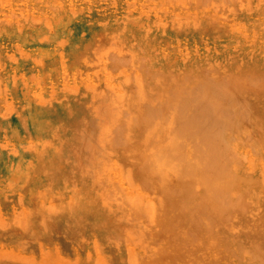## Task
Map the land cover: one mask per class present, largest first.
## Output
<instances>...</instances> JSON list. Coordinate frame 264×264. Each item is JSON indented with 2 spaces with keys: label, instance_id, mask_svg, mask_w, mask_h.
I'll return each instance as SVG.
<instances>
[{
  "label": "bare ground",
  "instance_id": "obj_1",
  "mask_svg": "<svg viewBox=\"0 0 264 264\" xmlns=\"http://www.w3.org/2000/svg\"><path fill=\"white\" fill-rule=\"evenodd\" d=\"M69 1L62 3V14L47 8L44 15H37L32 11L34 5L25 1L23 11L15 9L17 4L0 16L4 24L0 36L8 38L10 44L0 45V97L3 86L10 87L11 96H15L5 101L0 98V122L5 120L4 135L19 138L12 151L9 146L0 147V264H113V257L107 258L97 246L95 249L102 225H93V230H100L92 234V241L87 234L73 241L68 236L56 241L48 237L53 227L68 231L66 226L74 229L76 224L74 232L83 230L81 223L89 225L90 215L104 214V202L113 214L122 210L127 221L135 220L125 232L133 239L127 248L132 252L127 253L129 264L141 258L145 264H264V131L258 128L264 122L261 41L242 43L241 31L236 28L234 42L228 46L222 35L226 27L216 21L206 22L208 15H193L192 22H178L179 26L176 20L163 24L158 20L150 26L146 17L140 20L129 17L130 13L123 17L114 14V22L99 25L102 20L92 13V9H99L95 0ZM154 1L163 4L170 0ZM124 19L126 23H122ZM58 22L55 32L44 33ZM197 23L210 27L208 32L214 33L219 43L213 41L210 47L201 48L192 44L189 52L166 44L159 50L160 36L177 39L186 29L199 30ZM101 30L116 39L112 45L117 47H123L122 41H130L128 50L119 48L120 59L129 70L115 75L116 84L100 73L92 77L85 76V70L81 72L83 65L90 64V35ZM58 32L73 39L66 51L58 53L62 68H68L67 78L43 88L38 85L44 76L39 64L50 55L40 42L47 36L54 43ZM30 36L35 37V46L28 44ZM53 72L50 69V77ZM98 80L106 81L109 87L115 85L113 95L106 88L102 99L115 107L114 128L110 129L109 122V132L112 135L116 131V135L100 140L105 148H111L109 158L123 163L128 191L121 194L110 188L103 193L104 201L99 203L91 195L88 203V194L69 189L65 191L68 202L56 203L58 190H54L56 194L47 190L53 186L50 177H37L27 169L31 163L24 159L17 163L15 158L27 151L52 148L55 140L61 142V150L69 149L71 144L64 142L67 128L53 115L67 114L73 103L86 100L85 91L102 88ZM101 110L96 112L102 115ZM9 111L13 114L5 117ZM125 118L128 120L123 123ZM251 139L261 143L255 142L245 153ZM104 163L107 167L110 164L107 160ZM103 164L99 167L106 166ZM21 167L27 172H20ZM55 174L57 180L62 177ZM99 184L92 191L102 199ZM134 222L143 230V239L135 235L139 244L132 236L138 232ZM138 249L142 250L137 253Z\"/></svg>",
  "mask_w": 264,
  "mask_h": 264
},
{
  "label": "rangeland",
  "instance_id": "obj_2",
  "mask_svg": "<svg viewBox=\"0 0 264 264\" xmlns=\"http://www.w3.org/2000/svg\"><path fill=\"white\" fill-rule=\"evenodd\" d=\"M25 1L31 2L34 5V8L32 9V11H34L37 15H40V14L44 15L46 13L47 8L50 10H53V11L56 10L57 13L61 12V14H62V12H63L62 3H65L68 0H0V2H1L0 3V6H1L0 7V16H2V14H8V12L10 10H14L12 8V6L17 5V4H19V6L15 9L19 12L23 11L25 8L23 3ZM71 1L72 0H70L69 2L71 3ZM79 1L81 2V0H73V2H79ZM202 1L203 2H201V0H170L168 3L166 2V3L161 4L159 2H155L154 0H95V2H93V3H96L97 7L99 9H92L93 8L92 6H91V9H92V13L96 14V17L102 20V22L99 25H103L104 22H110V21L114 22L112 20V17L114 16V14H117L118 17H123L125 14L130 13L129 17L137 16V17H140V20L142 18L146 17L148 25H150V26H153L158 20L161 24H163L165 21L168 22V21L176 20L175 24L179 26V23L184 24L185 20L192 22L194 20V18L192 17L193 15H195V16L208 15L210 17V19L207 20L206 22L216 21V22L222 23L226 27V28H223V30L226 32V34L222 33V35L224 36L223 38H225L228 46H232V44L234 42L233 39L235 37L234 32L236 31V28H239L241 31V42L242 43L243 42L246 43L247 40L252 39L256 42L261 41V45L264 46V0H229V2H226L228 0H226V1L225 0H209V1L205 0V1H207L206 2L207 5L204 3V0H202ZM203 4L206 7H203L202 6ZM89 16H91V15H89ZM30 17H32V16L29 15V18ZM150 18H151V21L149 22L148 19H150ZM125 21H127V20L124 19L122 21V23H126ZM3 25H4L3 22L0 21V26H3ZM204 26H205L204 23H197V27H195V28H198L199 30H197L195 32H190L188 29H186L185 31H182L180 37L177 36V39L176 38L174 39L173 35L172 36L171 35L166 36V37L160 36V39L158 41L157 46L160 50L162 47H164L165 44H166V46L173 45L179 52H182V51L183 52H187V51L189 52V49L191 48L192 44H196L197 47L201 48V47H205L207 45L210 47V44L213 41H217L219 43V38L216 39L214 33L208 32V29H211V28L210 27L204 28ZM58 27H59V22L53 23L48 30H44L45 31L44 33L46 35H49V33L55 32V30ZM139 30H141V29H139ZM100 32L101 33H99L98 31L93 32V33H91L92 35H90L91 40L89 39V42H88L90 64L83 65L81 72L83 70H85L84 71L85 76L86 75L89 76L91 74L92 77H94V74L100 73L104 76L105 79L113 80L112 82H115V84H116V80H114L115 75H117L120 70L121 71H128L129 70V68H127L122 63V61L120 59L119 48L128 50V48L130 47V41H128V40L126 42L122 41L123 47H117L116 45H112V43L114 41H116V39L114 37L108 38V36H110L111 34L105 35V33H104L105 31H102V30ZM135 32L137 33V30ZM20 34H23V32L20 31ZM56 36H57V37H55L56 39L53 41L54 43H52V41L49 42V40L51 38L47 37V36L43 37L44 38L43 41L40 42L41 46L47 47L45 53H48L50 55L49 60L44 62V64H39V66L42 69L41 71L44 72V76L41 77L42 79L40 80L38 85L40 87H43V88H48L51 83H58V81L65 80V78H67L66 73H68V68L67 67L62 68L63 66L59 62V54L58 53H60L61 51H64V50L66 51L70 47V43L73 40L71 37L72 35L69 36V35H66V33L64 34V32H62V33L58 32V33H56ZM223 38H221V41L223 40ZM28 39L30 40L28 42V44L30 46L36 45V43H35L36 40H35L34 36H30V37H28ZM8 42H9L8 38L0 36V45L1 44L2 45H4V44L10 45ZM263 49H264V47H263ZM93 50L98 51V52H96L94 54ZM84 55L85 54H83V56L81 57V62L83 61ZM140 55L142 57L144 56L142 54H140ZM178 55H181V54L178 53L177 56ZM34 56H35L34 54L31 55V57H34ZM69 64H70V61L68 60V65ZM81 65H82V63L80 64V66ZM50 69L54 71L53 74L51 75V77L49 76ZM59 77H61V78H59ZM13 78L15 79V73L13 75ZM6 79H7V76H6ZM9 80L11 81V79H9ZM99 84H100V86H102V88L95 87V88L89 89L88 91H85L84 94L82 93L83 96H85L86 100H82V101L78 100L75 103H73V106H71V108H69V110H68L69 112L67 114H63L60 116L53 115L56 120L61 121L64 124V126L67 128L66 129V137L64 138V142H65V140H68L67 146L69 144H71V147L69 149H65V150L62 149L61 150L59 147L61 142L60 141L57 142L55 140V141L51 142L53 145L52 148L47 147L43 150H41L42 149L41 148L39 151L41 153H39V152H37V153L36 152H28L27 151L24 153L17 154V156L15 158V161L17 163H21V161L23 159L25 160V162L31 163L30 166L29 165L27 166L28 167L27 169H29L31 171L30 173H34V174H36V176L38 175L37 177H50V181L54 187L49 186L48 188H50V189H47V190L48 191L51 190L50 192L53 194H56V192H54L55 189L58 190L59 193L57 194V197H56V201H55L56 203L63 204L64 202L65 203L68 202V198L65 196V193H66L65 191H67L69 189L75 190V192H77L78 190H80L82 193L85 192V194H84L85 196L88 194V196H89L88 203H89V200L91 198V195H92V198H94L93 200H97L99 203L102 202V200L104 201L106 199V197L105 198L103 197V193H106V191H108L110 188L115 189L117 193H121V194L123 192L128 191V188H129V186L127 184L128 174L125 171V169L123 168L124 167L123 163L121 162V160L118 161L116 159H110L109 156H110V153L112 152V151H110L111 148H105V146H103L104 144H103L102 140H100V139H103V137L105 138V136H107V137L112 136L115 138L114 134L116 131H114L112 135L109 132V127L111 126V125H109V122L110 123L112 122L111 123L112 126L110 127V129L114 128L112 120L114 119L113 117L115 116L113 113V110L115 107L111 106L112 103L107 104L105 102V100H106L105 98L102 99L103 91L106 90V88H108V91H110V93H112V95H113V93H114L113 90L115 89V85L113 87H109L107 85H110V84H107V82L104 80L101 82H100V80H98V85ZM3 87H4L2 90L3 95H2V97H0L1 100L5 101L7 99H10L11 97L12 98L15 97V96H11L12 92H11L10 87H8V86H6V87L3 86ZM263 87H264V81H263ZM263 98L264 97H261V99H263ZM17 100H18V97H17ZM98 105L104 111L109 110V113L106 112L107 114L105 115V113H103L104 111L99 109L100 107L98 108ZM102 106H103V108H102ZM111 107H113V108H111ZM93 109H94V111H93ZM96 110H99V112L101 110L102 115H100L98 112H96ZM91 112H93V113H91ZM12 114H13V112L9 111L6 114H4V116L8 117V116H11ZM101 119H103L102 120L103 122H100ZM125 119L126 120L123 121V123H126V121L128 120L127 118H125ZM4 122H5L4 119H2V122H0V147L9 146V150L12 151L15 147L16 142H18L19 138L17 136V139H16V136L14 134H10V133L7 136L4 135V133H3V129L5 127ZM97 122L102 124L100 126V127H102L101 129L99 126H97V125H99V124H97ZM105 122H107V123H105ZM125 125H127V124H125ZM75 127H77L78 130H76ZM258 128H260L259 130L263 132L264 131V122L261 123ZM98 129H100V130L98 131ZM103 129H105V131ZM251 129H254V128H251ZM87 131H88V133H86ZM225 131L229 132L228 130H225ZM98 132H99V134H98ZM77 133H79V134H77ZM90 133H92L94 136ZM96 134H98L97 137H95ZM76 135H77V137H76ZM79 136L81 138H79ZM77 139H78V141H77ZM96 139H98V141H101L102 144H101V142H98ZM79 140H81V141H79ZM253 140L254 139L249 140L250 142L248 141L251 144H250V146H249V143L247 144V150H244L245 153L248 152L252 147H254L257 142L261 143V140L257 141V142L255 141L256 143ZM39 141L40 140H37L36 143L41 144ZM82 142H83V144H82ZM89 143H91V144H89ZM90 148H92V149H90ZM107 149H109L110 152ZM102 151H103V154H102ZM41 155L43 156L42 159H41ZM78 156H79V158H78ZM108 158H109V160H108ZM104 160L105 161L107 160V162L109 161L110 164L108 165V167H107L108 163H104L106 165L105 167L104 166L99 167V166H102L103 162H105ZM101 162H102V164H101ZM78 163H80V165ZM32 167L35 170L32 169ZM106 167H107V170L105 169ZM100 168L102 170H100ZM24 169L25 168L21 167L20 172L24 173L25 170L27 172V169H25V170ZM54 172L57 173L59 176H62V177L58 180L55 179L54 178L55 176H53V174L54 175H56V174ZM103 172H105V174ZM125 175H126V177H125ZM81 177H82V179H80ZM77 178H78V180H77ZM68 179H70V180H68ZM22 183H23V180L20 179L18 181V184L20 185V187H21ZM105 183H106V185H105ZM98 184H99L100 190L102 192L99 196L102 199L97 198V194L92 191V189L95 187V185H98ZM115 184L116 185L118 184L119 189H118V186H116ZM55 186H57L58 188ZM26 187H27V185H25V187H22V188H26ZM86 187H88V188L86 189ZM102 187H103V190H102ZM155 197H157V196H155ZM159 199H161L160 195H159ZM104 203L106 205V208L105 207L103 208L104 214L102 215V213H100V217H98L96 214L93 216L90 215V217H88V215H87L88 220H89V223L88 222L87 223L89 225H86V224H84V222H82L81 225L84 227L83 230L74 232L76 224L74 225V229L72 227H70L72 225H70L69 228H68V226H66V228L68 229L69 232L65 229H64V231H62L61 229L53 227L50 229V233H49L48 237H52L53 240L56 241L57 237H61V236L67 237L68 236L69 239L71 241H73L74 239L75 240L77 239V236L80 237L79 236L80 234L81 235L87 234V236L89 237V240L92 241L91 240L93 238L92 234L97 235V232H99V230H100V229L99 230H95V229L93 230V228H94L93 225L94 226L102 225L101 233L103 236L100 235V237H97L99 240V243L97 245H95V249L98 250V248H99L101 250V252L103 251L102 253L104 255H106L107 258H108V256L113 257L112 258L113 264H129L126 262V258L128 256V254H131L132 252L128 251L127 248H130V242L133 243V239L129 235L125 234V232L128 230L130 225L132 226L131 222H133L135 220H133V221L129 220L130 222L127 221L125 219L124 213L121 212L122 210H120L117 215L113 214L114 211L112 210L111 206L109 204H107L106 202H104ZM254 207L256 209H258L259 204L256 203V205ZM11 208H12V206L8 207L9 211H7V213L10 214ZM103 210H102V212H103ZM99 218H100V220H99ZM131 219H133V218H131ZM119 221H121V222H119ZM85 222H86V220H85ZM134 223L135 224H133V225L137 226L138 229H136V228L135 229L138 232H136V234H135V232L133 231L134 233H132V236L135 238L137 236V233H138L139 237L141 239H143L142 226L140 224L137 225L136 222H134ZM118 224H120V225H118ZM124 224H125V227H124ZM114 226H115V228H114ZM139 227H141V228H139ZM72 229H73V231H72ZM121 229L123 232H121ZM114 232H117L118 234L114 233ZM261 233L264 234V229L261 230ZM105 237H106V239H105ZM120 237H122V238H120ZM139 237L135 238V242L137 244H139V242H138V240H140ZM115 238H117V239H115ZM90 241L84 240L83 242H84V244L89 245ZM258 241L260 242L259 239H258ZM261 243H263V245H264V239L261 241ZM91 247H92V245H91ZM141 250L142 249H138L136 252L139 253ZM79 252H81V251H79ZM36 254H39V253H36ZM18 264H20V263H18ZM22 264H31V263H22ZM34 264H42V263L35 262ZM131 264H145V263L143 262V260L141 258V261L131 263Z\"/></svg>",
  "mask_w": 264,
  "mask_h": 264
}]
</instances>
